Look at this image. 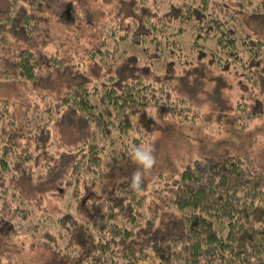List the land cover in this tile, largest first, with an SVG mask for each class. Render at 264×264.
<instances>
[{
  "label": "trees",
  "instance_id": "16d2710c",
  "mask_svg": "<svg viewBox=\"0 0 264 264\" xmlns=\"http://www.w3.org/2000/svg\"><path fill=\"white\" fill-rule=\"evenodd\" d=\"M78 2L6 0L0 11V83L30 85L0 96V228L30 235L58 258L49 264H264V166L249 152L197 157L156 176L150 195L130 180L89 192L118 159L133 160L158 121L200 116L175 94L179 62L208 59L259 84L264 35L242 16L264 17V0H101L109 15L98 23L88 0L83 21ZM61 17L78 24L58 41L47 29ZM61 74L69 81L54 93ZM244 105L238 115L257 114ZM64 126L80 131L70 146L55 138ZM53 181L78 215L41 206L39 187Z\"/></svg>",
  "mask_w": 264,
  "mask_h": 264
},
{
  "label": "rangeland",
  "instance_id": "374dc122",
  "mask_svg": "<svg viewBox=\"0 0 264 264\" xmlns=\"http://www.w3.org/2000/svg\"><path fill=\"white\" fill-rule=\"evenodd\" d=\"M78 1L76 9L83 13L81 18L84 21L87 11L83 6V0ZM100 1L88 0L89 11L92 13V17L89 16L91 23H98L109 15L108 7L99 4ZM7 5L6 0H0V11H5ZM242 18L249 19V27L257 28L258 26L264 35L263 16L253 17L243 14ZM76 23L78 24L77 20L67 23L62 17L56 22L51 21L47 29L48 35L58 41L64 40L65 35H71L65 33L69 31L66 28L74 29ZM91 23H85V26L79 30L80 37L88 35L92 27ZM58 41L55 43L58 44ZM207 60H204L203 64L197 62L186 64V61L185 64L182 61L176 64L175 74L178 79L176 78L175 82V87H177L175 94L187 98L192 107L195 106L201 110V114L196 117L194 123L179 119H162L158 121L156 127H153L152 136L143 146H151L156 158V164L144 176L143 181L149 183L141 190L146 195H150L156 176L159 174L174 176L182 170L185 164L201 156L219 157L231 154L242 155L244 152H249L257 163L264 166V74L258 77L259 84L254 86L235 69H221L218 65H210L206 62ZM68 79V74L58 75L55 82L48 88L54 93L60 92L66 87ZM26 88L30 89V85L26 82L0 83V96L12 100L22 94L26 95L28 91ZM240 102H245L244 107H248L250 112H257V114H253L251 119L246 118L244 114L238 115L240 109L237 105ZM70 129L72 127H58L55 138L57 136L67 145L75 142L80 131ZM127 137L124 141H127ZM131 159L128 161L118 159L114 171L109 172L102 181L103 183L95 185L89 192L94 196L104 195L111 189L112 183L110 182H114L113 180L131 181L133 172L140 167ZM150 183H152L151 186H149ZM39 188L38 192L43 196L40 204L49 212L60 215L70 210L78 215L79 205L69 203V192L59 190L55 181ZM166 206L167 204L164 205ZM82 217L84 218V215ZM215 227L219 234L222 236L225 234L223 224L221 226L216 223ZM7 232L0 228V256L11 255L12 264H49L58 260L46 247L34 242L30 235L12 233L7 236Z\"/></svg>",
  "mask_w": 264,
  "mask_h": 264
},
{
  "label": "clouds",
  "instance_id": "9594fccd",
  "mask_svg": "<svg viewBox=\"0 0 264 264\" xmlns=\"http://www.w3.org/2000/svg\"><path fill=\"white\" fill-rule=\"evenodd\" d=\"M153 153L154 149L151 146H136L133 148V160L140 167L131 176L129 184L131 190L138 192L142 189L145 174L150 172L156 164V158Z\"/></svg>",
  "mask_w": 264,
  "mask_h": 264
}]
</instances>
